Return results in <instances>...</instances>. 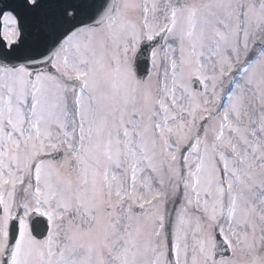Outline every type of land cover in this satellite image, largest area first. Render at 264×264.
<instances>
[{
    "label": "snow or ice",
    "instance_id": "1",
    "mask_svg": "<svg viewBox=\"0 0 264 264\" xmlns=\"http://www.w3.org/2000/svg\"><path fill=\"white\" fill-rule=\"evenodd\" d=\"M0 264H264V0H0Z\"/></svg>",
    "mask_w": 264,
    "mask_h": 264
}]
</instances>
